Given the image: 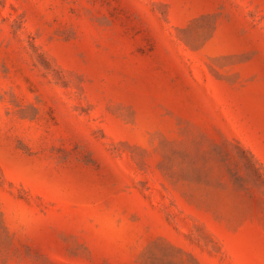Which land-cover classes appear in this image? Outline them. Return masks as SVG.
<instances>
[{
    "label": "rangeland",
    "instance_id": "rangeland-1",
    "mask_svg": "<svg viewBox=\"0 0 264 264\" xmlns=\"http://www.w3.org/2000/svg\"><path fill=\"white\" fill-rule=\"evenodd\" d=\"M0 264H264V0H0Z\"/></svg>",
    "mask_w": 264,
    "mask_h": 264
}]
</instances>
